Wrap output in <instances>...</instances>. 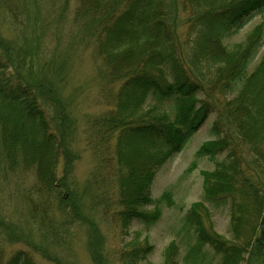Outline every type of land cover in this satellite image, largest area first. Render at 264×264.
Listing matches in <instances>:
<instances>
[{
	"label": "trees",
	"instance_id": "trees-1",
	"mask_svg": "<svg viewBox=\"0 0 264 264\" xmlns=\"http://www.w3.org/2000/svg\"><path fill=\"white\" fill-rule=\"evenodd\" d=\"M74 1V21L92 29L115 86L112 105L92 121V142L100 164L117 178L122 228L159 222V204L170 197L152 198L157 172L215 116L214 139L199 154L222 159L202 173L204 201L185 214L184 256L173 241L163 264H264V25L242 43H226L264 14V0H180L189 15L182 36L168 20L167 0ZM11 49L0 39V171L33 172L28 200L42 226L53 227L55 211L80 221L67 184L76 155L65 145L67 133L52 125L42 82L21 66L9 73ZM208 204L229 208L231 239L214 229ZM153 250L133 243L121 258L144 264ZM0 264L35 262L26 251L10 255L0 246Z\"/></svg>",
	"mask_w": 264,
	"mask_h": 264
},
{
	"label": "rangeland",
	"instance_id": "rangeland-1",
	"mask_svg": "<svg viewBox=\"0 0 264 264\" xmlns=\"http://www.w3.org/2000/svg\"><path fill=\"white\" fill-rule=\"evenodd\" d=\"M166 3L168 20L177 35H184L189 15L181 9L180 0ZM75 5L74 0H0V39L12 47L8 57H12L13 68L9 73L21 66L24 75L32 73L42 82L52 125L60 135L67 133L63 136L65 145L76 155L67 184L82 214L80 221H72L68 214L55 211L49 213L53 227L42 226L32 217L28 200L27 191L35 180L33 172L0 171V246L10 255L19 250L28 252L35 264H124L121 254L140 242L154 246L144 264H163L165 250L173 241L180 243L184 256L185 214L193 204L204 201L202 173L214 171L222 159L199 154L214 139L209 130L215 116L183 152L157 172L152 198L170 197V204H159V222L149 229L133 223L124 230L117 217V178L112 168L100 164L92 142L96 139L92 121L112 105L115 86L109 83L92 29L74 21ZM248 23L226 41L228 46L244 42L257 26L264 25V14H256ZM263 54L264 48L260 57ZM58 175L63 176L62 166ZM207 206L214 229L231 239L229 208Z\"/></svg>",
	"mask_w": 264,
	"mask_h": 264
}]
</instances>
